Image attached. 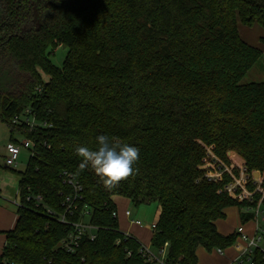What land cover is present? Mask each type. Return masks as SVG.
I'll return each instance as SVG.
<instances>
[{
	"label": "trees",
	"instance_id": "obj_1",
	"mask_svg": "<svg viewBox=\"0 0 264 264\" xmlns=\"http://www.w3.org/2000/svg\"><path fill=\"white\" fill-rule=\"evenodd\" d=\"M239 22L264 28V0H0V119L12 142L15 130L33 142L0 264L142 263L115 195L159 204L151 245L167 242L172 262L198 264L199 246H232L236 233L217 221L249 203L226 188L239 174L228 153L264 171V82L241 83L263 50ZM59 46L68 48L61 67L51 59ZM27 108L38 123H13ZM101 134L140 150L138 172L111 190L90 167L70 175L76 148L94 149ZM222 164L231 173L210 178ZM69 177L82 198L64 223ZM85 211L96 236L66 252L60 242ZM255 260L264 264L260 253Z\"/></svg>",
	"mask_w": 264,
	"mask_h": 264
},
{
	"label": "built area",
	"instance_id": "obj_2",
	"mask_svg": "<svg viewBox=\"0 0 264 264\" xmlns=\"http://www.w3.org/2000/svg\"><path fill=\"white\" fill-rule=\"evenodd\" d=\"M24 122L29 127H33L38 123L35 116L31 114L28 108L13 118V123L15 124H23ZM44 126H46V123H44ZM22 147L32 148L33 142L27 139L22 143H18V141L11 142L6 146L5 164L7 166H17V160ZM211 166L212 168H216L214 163H212ZM237 167L239 168V174L237 176L231 174L232 180L226 188L234 198L248 201L249 205L243 207L246 212L242 213L250 215V218L239 225L236 232H234L236 233V240L232 246L226 249L216 248L215 250L221 256H225L228 249L233 251V256L229 258L226 264H257L255 260L257 253H260L264 259V171H258V173H256V171L250 172L245 164L238 165ZM218 170L219 172L208 174V176L213 178L223 171H229L231 173L227 165L224 164L220 165ZM67 182L73 186L74 192L65 196L62 202L64 210L57 214L59 221L64 223H69L67 220L68 217L74 215L77 209V203L82 198L81 194H79L81 188L78 182L71 177L67 179ZM250 186H252V188H250ZM36 199L39 203L42 201L41 196H37ZM48 211L53 214L52 211ZM114 214L118 215V213ZM126 214L130 216L131 211L129 209L126 210ZM88 215L89 212L85 211L83 217L79 221L71 223L73 225L72 231L60 242V246L66 252H75L80 247L81 240L86 235L91 239L95 238V227L85 219ZM131 223L138 226L142 225L140 220L135 219H131ZM156 224V221L151 224V229L153 231L156 229ZM132 254V251L128 252V256ZM137 255L142 260L140 264H180L172 262L169 259L167 242L161 247H153L152 245L145 246L141 244L140 248L137 250Z\"/></svg>",
	"mask_w": 264,
	"mask_h": 264
},
{
	"label": "rangeland",
	"instance_id": "obj_3",
	"mask_svg": "<svg viewBox=\"0 0 264 264\" xmlns=\"http://www.w3.org/2000/svg\"><path fill=\"white\" fill-rule=\"evenodd\" d=\"M239 31L243 39H245L248 43L261 47L263 50L258 61L247 71L241 83L264 82V47L260 42V37L264 36V28L259 25L248 27L239 22ZM67 51L68 48L65 46L57 47L51 54L53 63L61 67ZM45 77L47 78V76ZM11 137L12 133L10 127L5 121L0 119V193L2 196V203L0 202V220L6 218L9 224L14 221V216L17 213L18 204L20 203L19 172H23L26 169L32 155L31 148L22 147L17 160V166L11 168L5 167L6 146L12 142ZM13 137L18 141V143H22L27 140L23 133L16 130L13 133ZM231 160L234 164H236V166L245 164L242 162V159H240L241 164L236 163L234 159ZM116 206L120 209V211H124L123 209L127 207L132 212L130 216L126 213L125 215H118L120 230L126 234L134 236L142 245L151 246L150 239H152L153 230L150 229L149 231L146 226L151 225L158 219L160 214L159 204L155 201L150 203L135 204L134 202L129 201L126 197L120 196V198L117 199ZM240 211L246 212L245 208L240 209ZM239 215L238 207L233 206L228 208L226 217L217 221L219 230L224 233H230L232 231L236 232L238 226L243 223ZM131 219H138L142 223L141 226L134 225L135 227L132 232H130ZM141 239L144 240L145 243L142 242ZM4 240L5 234L1 232L0 254L2 253V249L4 247ZM196 254L198 264H224L227 258L219 255L215 249L213 251H208L203 246H199L197 248ZM223 259H225V262Z\"/></svg>",
	"mask_w": 264,
	"mask_h": 264
},
{
	"label": "clouds",
	"instance_id": "obj_4",
	"mask_svg": "<svg viewBox=\"0 0 264 264\" xmlns=\"http://www.w3.org/2000/svg\"><path fill=\"white\" fill-rule=\"evenodd\" d=\"M76 154L81 162L75 172L70 174L72 178H78L81 172L90 167L107 190L113 189L138 172L135 166L140 159L139 148L120 143L114 138L110 139L108 135H98L94 149L87 146L77 147Z\"/></svg>",
	"mask_w": 264,
	"mask_h": 264
},
{
	"label": "crops",
	"instance_id": "obj_5",
	"mask_svg": "<svg viewBox=\"0 0 264 264\" xmlns=\"http://www.w3.org/2000/svg\"><path fill=\"white\" fill-rule=\"evenodd\" d=\"M261 38V37H260ZM264 47V46H263ZM233 154H235V155H237L240 159H242V162L243 163H245V161H244V159L242 158V157H240L237 153H235V152H232V151H230L229 153H228V155H229V157L231 158V159H233L232 158V155ZM118 198H120V196L119 195H115V196H113V200H114V202L116 203V205H117V199ZM129 201H131L129 198H127ZM2 203V202H1ZM0 203V204H1ZM3 205V204H2ZM1 206V205H0ZM239 209V208H238ZM124 211H120V209H118V207H117V213H118V215L120 214V215H125V213H126V210H128V208L127 207H125V209H123ZM121 212V213H120ZM227 212H228V210H227ZM132 213V212H131ZM239 214H241V211L239 210ZM240 216V215H239ZM16 220H17V213L15 214V216H14V221L13 222H10V224H9V222H7L8 220L6 219V218H4L3 220H0V232H4V231H6V230H9V229H11V228H13L14 227V225H15V223H16ZM138 220V219H137ZM157 221V220H156ZM7 222V223H6ZM9 224V225H8ZM130 224H131V228H130V232H132L133 231V228L135 227L134 225L135 224H132L131 223V220H130ZM137 226V225H136ZM147 227V229L150 231V229H151V225H149V226H146ZM221 231V230H220ZM222 232V231H221ZM222 233H224V232H222ZM231 233H233V231L232 232H230V233H224V234H231ZM152 238V237H151ZM142 240V239H141ZM150 241H151V239H150ZM142 242H144L145 243V241L144 240H142ZM4 243H5V240H4ZM147 243V242H146ZM227 254L224 256L225 258H226V262H228V260H229V258L231 257V256H233V251L232 250H230V249H228L227 250V252H226ZM1 255V254H0ZM224 260V262H225V259H223ZM226 262L224 263V264H226Z\"/></svg>",
	"mask_w": 264,
	"mask_h": 264
},
{
	"label": "water",
	"instance_id": "obj_6",
	"mask_svg": "<svg viewBox=\"0 0 264 264\" xmlns=\"http://www.w3.org/2000/svg\"><path fill=\"white\" fill-rule=\"evenodd\" d=\"M6 165V164H5ZM256 173H258V171H256Z\"/></svg>",
	"mask_w": 264,
	"mask_h": 264
}]
</instances>
